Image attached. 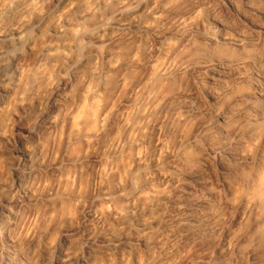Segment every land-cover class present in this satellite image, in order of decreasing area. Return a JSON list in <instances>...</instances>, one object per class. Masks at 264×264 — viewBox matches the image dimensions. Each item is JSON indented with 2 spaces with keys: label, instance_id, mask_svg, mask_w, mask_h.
<instances>
[{
  "label": "clouds",
  "instance_id": "obj_1",
  "mask_svg": "<svg viewBox=\"0 0 264 264\" xmlns=\"http://www.w3.org/2000/svg\"><path fill=\"white\" fill-rule=\"evenodd\" d=\"M0 264H264V0H0Z\"/></svg>",
  "mask_w": 264,
  "mask_h": 264
}]
</instances>
